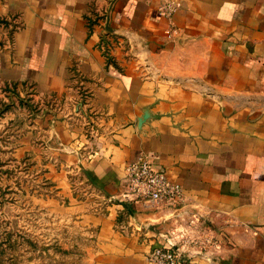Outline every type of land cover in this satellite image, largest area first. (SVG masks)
<instances>
[{
	"label": "crops",
	"instance_id": "crops-1",
	"mask_svg": "<svg viewBox=\"0 0 264 264\" xmlns=\"http://www.w3.org/2000/svg\"><path fill=\"white\" fill-rule=\"evenodd\" d=\"M0 0V80L63 97L46 124L103 202L91 264H155L176 222L215 245L187 264H264V0ZM145 157L184 205L121 200Z\"/></svg>",
	"mask_w": 264,
	"mask_h": 264
},
{
	"label": "rangeland",
	"instance_id": "rangeland-1",
	"mask_svg": "<svg viewBox=\"0 0 264 264\" xmlns=\"http://www.w3.org/2000/svg\"><path fill=\"white\" fill-rule=\"evenodd\" d=\"M17 25L0 15V50ZM63 100L0 80V264H91L95 231L82 216L103 199L79 166L64 165L65 152L47 130Z\"/></svg>",
	"mask_w": 264,
	"mask_h": 264
},
{
	"label": "built area",
	"instance_id": "built-area-1",
	"mask_svg": "<svg viewBox=\"0 0 264 264\" xmlns=\"http://www.w3.org/2000/svg\"><path fill=\"white\" fill-rule=\"evenodd\" d=\"M178 8L179 0H163L158 12L170 16ZM120 197L126 203L152 202L169 208H179L185 202L181 186L169 181L142 156L125 167ZM195 219L185 222L180 218L173 231L165 235L166 245L153 248L150 261L155 264H187L191 258L205 254L207 247L215 245L212 240L207 242L194 233Z\"/></svg>",
	"mask_w": 264,
	"mask_h": 264
}]
</instances>
